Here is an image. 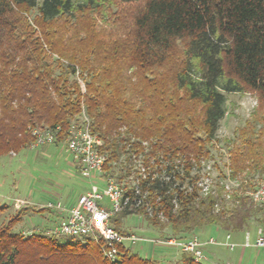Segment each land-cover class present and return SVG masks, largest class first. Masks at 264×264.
<instances>
[{
    "label": "trees",
    "instance_id": "1",
    "mask_svg": "<svg viewBox=\"0 0 264 264\" xmlns=\"http://www.w3.org/2000/svg\"><path fill=\"white\" fill-rule=\"evenodd\" d=\"M106 14L113 28L96 19ZM231 92L253 93L258 105L231 141L228 172L203 193ZM82 111L102 141L105 174L120 183L137 161L145 171L127 193L139 204L111 218L119 232L130 214L181 239L264 224V204L248 194L264 183V0H0V157L29 148L33 129L67 130ZM26 210L0 220V264H160L122 244L110 260L101 238L24 234L15 226ZM178 263L205 264L184 251Z\"/></svg>",
    "mask_w": 264,
    "mask_h": 264
},
{
    "label": "rangeland",
    "instance_id": "2",
    "mask_svg": "<svg viewBox=\"0 0 264 264\" xmlns=\"http://www.w3.org/2000/svg\"><path fill=\"white\" fill-rule=\"evenodd\" d=\"M107 9H110L109 12L115 15L117 6L115 3H112L108 5ZM34 15V10L26 13L31 23ZM107 17L106 14L105 16L102 15V17L97 16L96 19L101 23L105 20L104 26L106 28H113L107 22ZM49 54L63 64L67 63V60L61 58L58 54L51 51ZM85 74L78 67L74 74V78L77 80L82 93L85 92L83 78ZM225 96L226 113L219 123L215 141L212 143L210 156L207 160H204L201 178L199 179V183L202 180L204 183L212 182L211 185L209 184L210 189L214 187L213 183L219 180L221 171L224 173L228 172V151L231 148V141L236 137L237 130L244 126L245 122L251 118V114L258 105L256 97L250 92H231L225 93ZM82 117L83 114L71 121L69 127L72 123H80ZM87 118L90 120L89 117ZM44 129H46V126L40 128L43 136H45ZM65 132L67 130L61 129L58 136L60 135L61 138L65 137V135L62 136ZM61 138L58 142L50 143L46 141L41 145L31 146L35 138L29 148L23 149L20 152L10 151L8 154L0 157V194L4 195V197H0V207L4 205L9 207L0 215V220L1 218H6L9 213L27 208L23 220L15 226L16 230L22 233L25 232L24 234H28L33 230L40 231L47 227L51 228L59 223L62 217L75 207L78 195L88 189V181L80 176L75 166V162L78 163L77 160L62 144L65 139ZM131 170H133V167ZM255 177L257 178V176ZM247 180L248 177L244 181ZM122 181L126 183H123V186L128 189L130 181L125 178ZM224 182L229 188L237 186V183L232 180H225ZM38 208H43L44 210L40 212L33 210ZM121 230L142 238L141 240H136L134 243L128 240L127 248H130L141 256L152 257L158 260L160 264H179L178 259L181 247L179 249L174 246L146 240L166 236L181 239L172 235L169 228H165L162 231L156 230L148 224L142 215L130 214L124 217ZM192 235L188 234L183 239H187ZM66 237L60 236L62 239H66ZM197 237L199 238L198 235ZM206 247L207 245L203 246V257L198 260L203 263H205L203 258Z\"/></svg>",
    "mask_w": 264,
    "mask_h": 264
},
{
    "label": "built area",
    "instance_id": "3",
    "mask_svg": "<svg viewBox=\"0 0 264 264\" xmlns=\"http://www.w3.org/2000/svg\"><path fill=\"white\" fill-rule=\"evenodd\" d=\"M82 114V121L76 124L72 123L67 129L62 144L77 160L79 174L88 181L89 186L78 195L75 207L64 215L59 223L49 228L48 232L54 235L91 237L95 240L101 238L103 254L108 259L115 260L119 251L117 245L125 244L126 247L128 240L134 243L136 240L142 239L132 233L117 231L111 224V218L124 207L128 206L129 209H132L139 204V201L136 204H129L127 193H130L132 188L138 192V179L144 177L145 171L140 161L134 163L133 170L125 177L130 181L128 189L123 186V183L126 184L125 182L119 183L114 177L105 174L103 166L107 156L100 151L102 141L92 132L90 120L86 114L83 111ZM60 130L59 125L46 128L43 131L45 136H43L40 128L33 129L32 133L36 139L31 146L41 145L46 141L56 142ZM199 184H201L199 186L202 187L203 193H206L209 190V184L211 185V183H204L203 180ZM226 187H228L227 184ZM248 194L254 203L264 204V183L258 182L256 188ZM146 240L179 249L181 247V251L190 253L193 259L198 261L203 257L204 245H223L229 250H233L238 245L244 248L264 249V224L256 228L254 237L250 235L249 231H245L240 243L232 239L231 232H226L222 241L212 237L202 241L196 235L183 240L170 236Z\"/></svg>",
    "mask_w": 264,
    "mask_h": 264
},
{
    "label": "crops",
    "instance_id": "4",
    "mask_svg": "<svg viewBox=\"0 0 264 264\" xmlns=\"http://www.w3.org/2000/svg\"><path fill=\"white\" fill-rule=\"evenodd\" d=\"M75 166L79 170L78 163L75 162ZM0 197H4V195L0 194ZM247 231L250 232L252 237L255 236V227ZM244 232H231L232 239L240 243L243 240ZM225 233L226 231L218 227L208 226L197 231L195 234L202 241H205L209 237L222 241ZM204 252L205 256L203 259L205 264H264V249L238 246L233 250H229L223 245H207Z\"/></svg>",
    "mask_w": 264,
    "mask_h": 264
}]
</instances>
